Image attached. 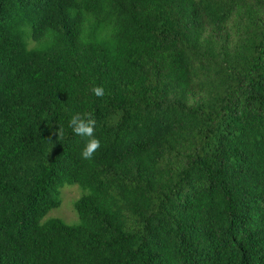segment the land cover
I'll return each mask as SVG.
<instances>
[{
  "label": "trees",
  "instance_id": "16d2710c",
  "mask_svg": "<svg viewBox=\"0 0 264 264\" xmlns=\"http://www.w3.org/2000/svg\"><path fill=\"white\" fill-rule=\"evenodd\" d=\"M0 264H264V0H0Z\"/></svg>",
  "mask_w": 264,
  "mask_h": 264
},
{
  "label": "clouds",
  "instance_id": "9594fccd",
  "mask_svg": "<svg viewBox=\"0 0 264 264\" xmlns=\"http://www.w3.org/2000/svg\"><path fill=\"white\" fill-rule=\"evenodd\" d=\"M92 93L97 97H103L105 90L102 86H94L91 89ZM96 121L92 113H76L69 121V127L79 136L87 137L84 149L81 153L83 159H91L94 153L101 147V141L95 136ZM63 128H59L57 132L58 137L63 136Z\"/></svg>",
  "mask_w": 264,
  "mask_h": 264
},
{
  "label": "rangeland",
  "instance_id": "374dc122",
  "mask_svg": "<svg viewBox=\"0 0 264 264\" xmlns=\"http://www.w3.org/2000/svg\"><path fill=\"white\" fill-rule=\"evenodd\" d=\"M84 194V190L78 185H66L61 190L62 204L53 209L43 220V223L49 219L59 218L69 225L79 223V218L74 209V203Z\"/></svg>",
  "mask_w": 264,
  "mask_h": 264
}]
</instances>
